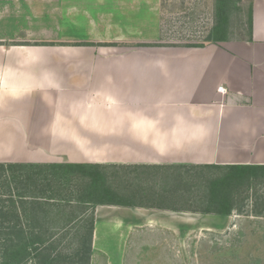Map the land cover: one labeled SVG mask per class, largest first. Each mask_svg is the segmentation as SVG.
Listing matches in <instances>:
<instances>
[{
	"label": "crops",
	"instance_id": "1",
	"mask_svg": "<svg viewBox=\"0 0 264 264\" xmlns=\"http://www.w3.org/2000/svg\"><path fill=\"white\" fill-rule=\"evenodd\" d=\"M250 10L251 40L198 47L0 38V165L133 170L140 200L97 205L91 235L80 237L90 241L89 264L96 256L176 264L193 231L215 237L228 264H264V202L255 211L247 201L243 213L232 192L249 183L233 185L226 208L205 198L197 210L181 207L186 198L171 194L169 179L177 193L196 188L182 174L225 175L231 166L255 167L247 181L264 174V0H250ZM79 206V218L61 210L57 219L89 228L91 209Z\"/></svg>",
	"mask_w": 264,
	"mask_h": 264
},
{
	"label": "rangeland",
	"instance_id": "2",
	"mask_svg": "<svg viewBox=\"0 0 264 264\" xmlns=\"http://www.w3.org/2000/svg\"><path fill=\"white\" fill-rule=\"evenodd\" d=\"M219 2L220 0H0V38L6 40L32 38L51 41L102 39L108 42H124L129 46L140 42L158 41L166 45L203 46L213 42L210 37L216 25ZM249 8L250 0L228 1L227 37L236 41L247 39ZM115 45V43H108L102 46ZM118 52L119 47H116L113 53ZM103 174L95 185V192L99 198L110 196L109 193H112V197L108 198L116 201L136 202L137 199L140 200L141 195L136 189L133 170H121L119 167L109 168ZM179 174L182 173L179 171ZM221 175L224 174L218 172L201 175L182 174L181 180L190 182L185 179L189 177L196 188L191 190L186 186V190L181 189L182 191H177V193L175 189L177 180L175 181L174 177L169 178L171 194H174L176 198H186L180 204L183 208L200 210L203 207L204 209L207 207L205 198L209 190L207 188L204 194L200 188L203 183L208 187ZM64 181L58 183L56 193H48V195L57 196L58 199L54 203H48L54 208H46L44 218H60V214H57L60 211L55 210V207L58 209L65 207V211L72 212L71 218H79L77 212L80 206L76 198L80 194L81 187L85 186V182L78 176H71L67 182ZM2 182L4 181H0V184ZM241 183L246 187L249 183V186L247 190H244V186L237 185L239 189L232 191L238 198L237 209L243 213L249 211L246 205L247 201L251 200L254 210L258 211L264 202V174L253 176L251 180ZM12 185L10 184L9 189ZM7 186L4 189L0 187V199L2 200L8 198L3 197L4 194H8ZM30 187L31 185L28 186V191ZM45 188L48 190L49 185L42 184L40 187L42 191L34 192L31 189V193L32 195L38 192L43 193ZM11 190L13 201H15L18 196L17 192H21L18 190L15 193V190ZM137 195L140 197H136ZM176 204L177 202L173 206ZM88 218L84 219L85 222ZM73 224L68 228L69 234L61 233L52 239L51 246L56 251L68 255L80 242L82 247L84 245L86 248L89 240L81 238L84 234H88L87 224L79 225V221ZM101 244V241L97 243L98 246ZM218 244L221 245L220 242ZM181 246L177 247L179 255L176 257V264H216L217 253L222 251L217 247L215 237H203L194 231L188 236L186 244H181ZM218 259L220 264L231 262L230 256ZM92 260V264H103L102 258L97 256ZM111 261L116 263L119 259L116 255H112Z\"/></svg>",
	"mask_w": 264,
	"mask_h": 264
},
{
	"label": "trees",
	"instance_id": "3",
	"mask_svg": "<svg viewBox=\"0 0 264 264\" xmlns=\"http://www.w3.org/2000/svg\"><path fill=\"white\" fill-rule=\"evenodd\" d=\"M228 1L230 2V0H220L219 2L216 25L210 37L213 42L227 39ZM247 33L248 40H251L252 18L250 8L247 15ZM86 45L91 44H77V46ZM105 168L104 166L86 164L0 165V181H4L0 187L4 189L9 184L7 186L8 194L3 196L8 198L0 199V264H89L91 257L90 241L86 248L84 245L82 247L81 242L80 244L77 243L68 255L56 251L51 246L52 237L61 233L69 234L68 228L71 224L69 221L63 222L57 218H44V214L40 216L39 212L44 213L46 208H54L48 203H54L58 198L48 195V193H56V187L60 181L65 180L64 182H67L71 176H78L84 180L85 186L81 187L80 194L76 199L79 204H87L86 207L91 209V224L87 230L88 235H91L94 208L97 205H120V200L108 198L112 197V193H109L110 196L99 198L95 192L97 180L102 178L106 171ZM228 168L229 171L225 175H221L220 178L209 184V193L206 196L209 205H217L220 209L228 206L233 185L237 184L236 182L247 181L256 169L249 166H231ZM7 178L9 180H6ZM10 184H13L11 189L15 190V193L18 190L21 192H17L16 195L18 196L15 201L12 198V190L9 189ZM42 184L44 186L49 185V189L46 190L45 188L43 193L38 192L32 195V190L34 192L42 191L40 189ZM29 185L31 187L28 191ZM64 208L55 207V210H59L61 213V210L65 211ZM60 213L57 212V214Z\"/></svg>",
	"mask_w": 264,
	"mask_h": 264
},
{
	"label": "built area",
	"instance_id": "4",
	"mask_svg": "<svg viewBox=\"0 0 264 264\" xmlns=\"http://www.w3.org/2000/svg\"><path fill=\"white\" fill-rule=\"evenodd\" d=\"M219 91H223V89L219 88Z\"/></svg>",
	"mask_w": 264,
	"mask_h": 264
}]
</instances>
